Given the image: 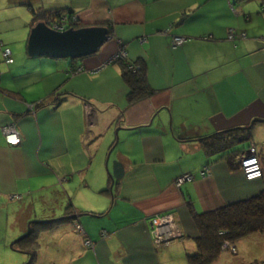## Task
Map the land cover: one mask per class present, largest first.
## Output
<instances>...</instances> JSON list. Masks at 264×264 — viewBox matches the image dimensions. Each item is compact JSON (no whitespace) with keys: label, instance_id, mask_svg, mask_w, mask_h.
<instances>
[{"label":"crops","instance_id":"crops-1","mask_svg":"<svg viewBox=\"0 0 264 264\" xmlns=\"http://www.w3.org/2000/svg\"><path fill=\"white\" fill-rule=\"evenodd\" d=\"M22 2L7 0L28 12L29 38L32 15ZM35 2L70 8L86 25L111 23L113 33L97 53L79 59L80 72H70L71 59L31 57L27 50L31 61L12 66L18 51L0 39L14 56L0 72V264L28 263L30 255L10 242L70 208L81 233L69 221L45 230L32 264H188L199 233L193 210H215L264 189V175L249 181L225 159L211 162L202 142L264 120V35L228 37L253 18L238 0ZM4 7L0 1V19ZM175 36L184 43L174 45ZM120 43L129 63L145 64L152 88L133 101L121 65L112 61ZM32 72L50 84L40 95L17 84ZM8 125L19 131V143L7 142ZM253 130L263 144L264 121ZM88 131L96 135L91 142ZM256 148L264 167V148ZM185 173L194 179L176 186ZM62 176L79 185L62 189ZM68 192L83 200L81 208ZM168 212L180 236L158 246L152 219Z\"/></svg>","mask_w":264,"mask_h":264},{"label":"trees","instance_id":"trees-1","mask_svg":"<svg viewBox=\"0 0 264 264\" xmlns=\"http://www.w3.org/2000/svg\"><path fill=\"white\" fill-rule=\"evenodd\" d=\"M259 1L264 9V0ZM22 4L28 6L31 12V28L40 21H45L49 25L54 24L61 21L64 15L67 16L65 22L68 27L77 28L86 25L84 22L78 20L73 10L70 8H46L44 5L36 3L35 0H23ZM74 16L77 18L76 20H74ZM103 25H107L111 30V34L113 33V26L111 23L107 22L103 23ZM120 44L119 50H125L124 44ZM5 48L10 47L4 45L2 53ZM3 58L5 60L4 56ZM71 60L72 66L70 72L82 71L83 68L81 67L79 59ZM112 61L119 63L123 69V78L130 87V100L139 99L152 92V88L147 79L146 66L144 63L140 65L136 63L133 64L134 62L129 63L127 57L117 60L112 59ZM12 63H14V61ZM42 104L44 105L43 102L38 103L39 106ZM261 121L264 120H254L246 126L219 131L205 137L202 142L209 160L215 162L219 159H225L228 163L239 166L240 157L246 154L249 147L253 144V126ZM206 167L209 168V165ZM192 216L199 233L196 239L197 250L194 254L188 256V264H211V262L222 253L226 244L235 243V241L245 236L264 231V189L251 198L215 210L204 212H196L193 210ZM77 218L78 213L76 209L73 208L59 219L50 218L45 224H32L31 233L23 239L17 240L12 247L21 252L28 253L30 258L32 256V259H30L28 263H25L32 264L36 259L38 247H40V230L52 229L57 224L63 222H78V220H76Z\"/></svg>","mask_w":264,"mask_h":264},{"label":"rangeland","instance_id":"rangeland-1","mask_svg":"<svg viewBox=\"0 0 264 264\" xmlns=\"http://www.w3.org/2000/svg\"><path fill=\"white\" fill-rule=\"evenodd\" d=\"M0 1L3 2V0H0ZM241 2L243 3L242 7H243L244 12L248 13L253 18L250 20L243 19L244 20L243 21V27L241 28L240 31H237V36L235 34L236 31L234 32V31L228 30V34H227L228 37H231L230 34L232 32L234 34V37H231V38H233V39H235V38L245 39L248 37V35H249V37H254V35H264V17H262V16L257 17L256 16L257 11H259V12L262 11L264 13V9L261 6L260 1L259 0H250V1H241ZM1 10L4 11V13L0 19V23H2L4 30H2V32H0V39L4 37L3 39H5L6 44L10 45L12 48L17 49L18 53L15 55L16 63L12 66H16V65L21 66L30 60V58H28L26 55V48H25L26 44H27V38H28V29L25 27H26V23H28L30 20L29 14L26 11V9H23L22 7H10V6H8L7 0H5V7L2 8ZM249 15H247V16H249ZM49 26L54 29V27H52L53 24H51ZM27 27H29V24H27ZM82 27H84V26H82ZM77 28H80V27H77ZM243 30L248 31V34L246 31H243ZM58 31H60V30H58ZM184 41H185V37H184ZM173 44L175 45L174 40H173ZM3 47H4V45L0 41V72H2V73L9 70V64L3 59V53H2ZM48 66L49 65H45L43 67H48ZM18 73H20V72H18ZM27 76H31L33 79L32 78L29 79V78L25 77V78L17 80V82H18L17 84L25 92H31V93L34 92V93H36V95H38V94L40 95L41 93H44L45 91H47L46 89L50 86V84H47L48 80H45V78H41L40 74H36V73L32 72V73H28ZM30 80H35V82L27 84V81H30ZM13 84L16 85L15 82ZM31 87H33V88H31ZM37 87L41 88L42 90L41 91H40V89L38 90ZM95 136L96 135H94L92 131H88L85 134L84 139L87 142H91L95 138ZM259 139H261V138H258V141H256L257 139H253V144L249 147V149L254 147L257 151V154L260 156L256 147L258 146V147L262 148V146H263V148H264V143L260 144L261 142L259 141ZM240 159H241V157H240ZM260 161H261V165H262V168L264 171V167H263V163H262L261 158H260ZM238 168H240V170H241V163L240 162H239ZM65 184H70L72 187H76L79 185L78 182L76 184H74L73 180L71 178H68L67 176H62V189L66 190L67 186ZM68 195L70 197H72V199L74 200L75 206H79L78 203H83V200L80 199L78 196L76 198L74 196V194H71L69 192H68ZM45 207L47 209V206H45ZM56 208L58 209V213H59L58 217H60L62 215V209H60L59 206ZM79 208H81V207L79 206ZM65 210L68 211V208H66ZM71 210L72 209L70 208L69 211H71ZM73 224L75 226V230L81 233L82 229L80 227V223H78L77 221H74ZM0 230H2V228H0ZM40 231H41L40 235L42 236V233L45 230H40ZM240 240H242V241L240 242ZM165 243H168V242H164L162 244H159V246H161ZM224 248H226L227 250L222 251V253L216 259H214L211 262V264H264V231L245 236V237L235 241V243H228V244H226V246ZM38 249H39V247H38Z\"/></svg>","mask_w":264,"mask_h":264},{"label":"water","instance_id":"water-1","mask_svg":"<svg viewBox=\"0 0 264 264\" xmlns=\"http://www.w3.org/2000/svg\"><path fill=\"white\" fill-rule=\"evenodd\" d=\"M111 37V30L107 25L70 27L58 31L51 28L45 21H40L31 28L26 50L31 57L80 59L97 53ZM112 175H118V171L115 169ZM31 231L29 227L24 235L11 242V246L17 240L29 235Z\"/></svg>","mask_w":264,"mask_h":264},{"label":"built area","instance_id":"built-area-1","mask_svg":"<svg viewBox=\"0 0 264 264\" xmlns=\"http://www.w3.org/2000/svg\"><path fill=\"white\" fill-rule=\"evenodd\" d=\"M73 18L74 20L77 19L75 16ZM66 19H67V16L64 15L62 19L63 21L61 20V21L54 23L52 27L60 31L70 28L65 22ZM230 36L234 37L233 32L230 34ZM174 43L175 45H182L184 43V37L175 36ZM3 56L5 57V60L8 63H12L14 61L13 52L11 48H5L3 51ZM126 57H127V54L124 50H118V52L116 53L113 59L117 60L119 58H126ZM2 130L9 144H17L21 141V136L17 128H15V126L13 125L4 126ZM240 163H241V171L243 172L246 180L252 181V180L262 178L263 168L261 165L260 157L257 154V151L254 147L249 149L246 152V154H244L241 157ZM207 171H208V167H205L201 170V174L205 175ZM194 177L195 176L192 173L182 174L175 180V185L179 187L187 181H192ZM152 226H153L152 232L155 237V243L158 246L159 244H162L164 242H170L173 238H177L178 236H180V234L174 230L175 219H174L173 213L171 212L155 216L152 219ZM80 227H81V224H80ZM85 244L88 246H94V242L91 239H86Z\"/></svg>","mask_w":264,"mask_h":264},{"label":"clouds","instance_id":"clouds-1","mask_svg":"<svg viewBox=\"0 0 264 264\" xmlns=\"http://www.w3.org/2000/svg\"><path fill=\"white\" fill-rule=\"evenodd\" d=\"M260 157V156H259ZM263 174H264V171H263ZM263 177V176H262Z\"/></svg>","mask_w":264,"mask_h":264}]
</instances>
